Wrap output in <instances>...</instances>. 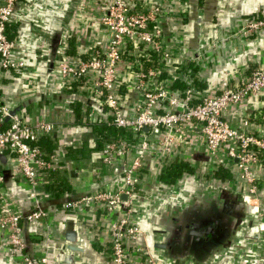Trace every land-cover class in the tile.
Masks as SVG:
<instances>
[{"label": "crops", "instance_id": "obj_1", "mask_svg": "<svg viewBox=\"0 0 264 264\" xmlns=\"http://www.w3.org/2000/svg\"><path fill=\"white\" fill-rule=\"evenodd\" d=\"M112 2L20 0L15 7L9 37L15 43L13 59L23 62L25 67L14 71L0 70V103L16 113L28 112L33 119L58 124L59 129L48 137V141L42 138L40 145L48 150L46 147L52 144L54 147L51 149L61 153L57 171L64 175L69 189L61 197L45 196L41 199L47 213L44 220L22 225L26 245L22 255L11 251L10 232L0 227V264H25L23 256L30 257L36 263L43 256H48V264H112L110 231L101 206L93 204L72 211L63 208L67 201L80 199L97 189L114 191L124 185L121 163L102 169L93 165L100 154L98 149L89 151V157L85 160L80 156L67 158L65 154L68 147L97 148L91 125L104 115L109 119L110 113L103 109L97 97L99 88L95 86V75L87 83H71L70 88L73 89H68L59 71L62 62L76 64L89 59L91 52L97 48L105 50L109 46L111 33L101 24V19L106 13L107 4ZM2 3L3 0H0ZM135 8L140 12L157 10L158 23L163 30L162 43L171 56L168 61H159L157 67L161 71L163 86L174 96L179 95L175 87L183 66L198 69L201 90L213 70L246 53H252V56L240 62L227 86L248 74L251 68L264 66V41L254 49L249 47L255 40L264 39V31L248 38L242 34L236 35L241 20L263 18L264 0H135ZM119 75L126 83L122 99L126 111L132 116L143 97L135 89L130 61L120 65ZM263 107L264 94L231 108L225 118L233 126L241 128L245 119L254 116L257 119H251V129L261 132L264 130V122L260 120ZM172 158L173 163L178 160L187 162L193 173L183 175L173 185H165L161 182V175L167 164L162 163V155L156 150L147 155L140 185L145 195L138 200L134 216L135 223L144 231L142 247L146 249L149 246L150 253L157 257L159 248L154 243L156 235H159L173 264H264L262 256L257 257L251 244H247L249 240L239 232L232 235L231 242H224L227 235L232 234L231 228L227 235H222L224 231L221 230L215 232L216 238L210 236L213 245H183L179 241L174 226L177 223L169 222L171 213L164 211L184 199L188 189L200 188L216 196L223 189L243 193L247 186L232 164L226 167L232 171L228 179L210 177L204 150L198 140ZM18 167L16 157L11 152H0V171L7 174L5 187L8 196L15 208L28 214L34 207L32 188L18 177ZM256 173L264 189V172L258 169ZM188 178L193 180L189 179L187 183L185 179ZM225 183L235 189L225 186ZM153 209L157 214L161 210L164 213L153 219ZM158 222L160 228L167 229L168 233L167 230L156 233L155 238L151 228ZM68 259L73 262H67Z\"/></svg>", "mask_w": 264, "mask_h": 264}, {"label": "built area", "instance_id": "obj_2", "mask_svg": "<svg viewBox=\"0 0 264 264\" xmlns=\"http://www.w3.org/2000/svg\"><path fill=\"white\" fill-rule=\"evenodd\" d=\"M19 1L3 0L0 4L2 71L25 67L23 62L13 59L15 43L8 35V27L13 24ZM101 24L111 33L109 46L105 50L97 48L91 52L89 59L76 64L62 62L59 71L68 89H73L70 88L71 83H87L95 75V86L99 88L97 97L101 106H106L112 115L111 124L130 134L136 141L137 149L125 143H107L99 156L108 167L121 163L123 187L114 191L97 189L80 199L67 201L63 208L72 211L93 204L101 206L110 231L112 264H164L142 247V231L134 220L139 196L145 195L139 192L147 155L156 150L162 155V163L168 165L173 163L175 154L185 151L198 140L204 150L210 177L231 164L239 171L247 186L243 194L256 208V215L262 219L260 230L264 231V202L260 197L264 189L256 173L258 169L264 172V130H252L250 118L244 120L241 128L233 126L225 118L231 108L264 94V66H257L234 84L208 98H202V90L192 83L190 76L184 75L181 76L182 81L189 87L183 95L174 96L163 86L160 69L154 66L146 68L141 63V58L149 52L154 54L150 62L157 65L161 60L171 59L162 43L163 30L158 23L157 10L140 12L135 8V0H113L107 4ZM261 31H264V16L257 20H241L236 35L248 38ZM140 49L144 52L139 53ZM129 61L135 89L143 97L132 116L126 111L122 99L126 83L119 75L120 65ZM13 111L0 103V152H11L16 157L18 177L32 188L34 207L28 214L14 207L0 171V227L10 232L11 251L21 254L26 250L22 225L40 222L47 215L41 202L44 195L40 196L37 192L40 177L46 172L57 171L61 153L55 149L45 150L40 145L42 138L51 137L59 129L58 124L33 119L28 112ZM23 257L25 264H48V256H43L37 263L28 256Z\"/></svg>", "mask_w": 264, "mask_h": 264}, {"label": "flooded vegetation", "instance_id": "obj_3", "mask_svg": "<svg viewBox=\"0 0 264 264\" xmlns=\"http://www.w3.org/2000/svg\"><path fill=\"white\" fill-rule=\"evenodd\" d=\"M180 201L178 204L171 205L164 212L170 211L169 213L171 214L168 216L169 222L170 220L173 222L176 221L177 225L174 226H176V232L179 234V241L183 245H191L194 243L213 245L211 238H216V231L222 230L224 231L222 235H227L228 230L231 228L232 234L230 236L227 235L226 241H224L226 244L232 241V235L239 232L246 240H249L257 257L262 256V259H264V231H261L259 226L262 219L258 220L256 214H250L249 218L243 216L234 211V208L231 209L230 205L233 203L231 204L227 199L222 198L221 194L213 196L210 192H205L204 189L200 188L193 187L192 189H188L185 198ZM226 205L230 207V211L228 208L226 209ZM164 212L161 210L158 213L162 214ZM156 214L153 209L151 218L154 219L159 216V214ZM237 214H239L240 218ZM140 229L142 231L141 241H144V231L142 227ZM151 229L154 237L156 233L167 230L161 229L159 222L156 225L153 224ZM156 236L158 239L155 237L156 241L154 245L156 244L157 248H159L156 256L164 264H173L170 262L168 251L166 252V246L161 244L163 239L159 235ZM210 236L213 237L210 238ZM149 249L148 246L146 251L150 253ZM259 259L261 260V258Z\"/></svg>", "mask_w": 264, "mask_h": 264}, {"label": "trees", "instance_id": "obj_4", "mask_svg": "<svg viewBox=\"0 0 264 264\" xmlns=\"http://www.w3.org/2000/svg\"><path fill=\"white\" fill-rule=\"evenodd\" d=\"M11 28H12V24L8 27L9 36H10ZM148 54L150 55L149 57L147 56ZM148 54L144 55L141 58V63H143L146 66V68L149 66L157 67V63L155 64V62H150L149 60L150 58L154 59L153 57L154 54L150 52ZM254 68H256V66L251 68L249 71H252ZM181 70L179 71L178 78H177V85L175 87V90L179 93V95H183L184 90L189 87L188 83H186L185 81H182L181 76H184V75L190 76L192 83L196 85L197 88L201 89L202 84H201V81L198 80V77H197L198 69H193L191 66L190 67L183 66ZM103 109L108 111L106 106H104ZM261 114L262 115L260 117V120L264 122V107L261 110ZM105 116L106 115H104L97 121L93 122L91 125L94 130L93 142L95 143L97 148L92 147L91 149H89L87 146L86 147L83 146L81 148L74 149V148L68 147L66 149L67 151H65V154L67 153L66 154L67 158L68 156L71 159L74 158L75 156H80L81 159L85 160L89 157L88 156L90 154L89 151L92 152V150H97V149L101 151L107 143H111V142L125 143L132 149H137L135 146L136 141L130 134L122 131L121 129H118L113 124H111L113 120L112 115L110 114L109 119L108 117H105ZM250 119L256 120L257 118H254V116H252V118ZM45 139L48 141L47 137ZM53 147L54 146L51 144L50 146H47L46 148L48 149V151H52L51 148ZM93 165L101 169L108 167L103 164L100 156H98V158L94 160ZM188 173L189 174L193 173V169L191 168V166L188 165L187 162L181 161V162L171 163L165 166L163 173L161 175V182L165 185H173L179 179H181L183 175L188 174ZM231 173L232 171L230 169L224 167L218 172H216L214 177L215 178L217 177L219 179H228L231 176ZM3 175H4L5 180H7L4 173ZM66 189H69V185L66 181V178L61 173V171H53V172L49 171L40 177V184L37 187V192L40 196L44 195V197L53 196L55 198H58L62 196V194L64 193V191H66ZM139 194H141V191L139 192Z\"/></svg>", "mask_w": 264, "mask_h": 264}, {"label": "water", "instance_id": "obj_5", "mask_svg": "<svg viewBox=\"0 0 264 264\" xmlns=\"http://www.w3.org/2000/svg\"><path fill=\"white\" fill-rule=\"evenodd\" d=\"M263 41L264 39L262 41L255 40L253 43L249 44V47H252V49H254L255 46L261 44ZM138 52L143 53L144 50L140 49L138 50ZM247 56H252V53H246L245 56H239L235 58V60L231 61V63L225 62L221 68L213 70V73H211V75L205 79L204 88L202 89V98L211 97L222 91L234 77L233 75L235 71L238 70L237 67L239 66L240 62L247 60ZM13 113H15V110L13 111ZM144 130L147 131L148 128H145ZM3 173L5 174V172ZM219 192L222 198L227 199L231 201V203H233L232 205H230L231 209L234 208V211L238 212L239 214H242L243 216H246L248 218L250 214H256V208L249 203V199L246 194L238 191H229L227 189L220 190ZM230 207L227 206L226 209L228 208L230 211ZM239 214H237V216L240 218ZM67 262H73V260L68 259Z\"/></svg>", "mask_w": 264, "mask_h": 264}, {"label": "rangeland", "instance_id": "obj_6", "mask_svg": "<svg viewBox=\"0 0 264 264\" xmlns=\"http://www.w3.org/2000/svg\"><path fill=\"white\" fill-rule=\"evenodd\" d=\"M196 176V175H195ZM198 177V176H197ZM189 179L190 178H188L187 180L185 179V181L188 183L189 182ZM199 179V178H198ZM190 180H193V179H190ZM225 186H228V187H230L231 189H235V187L234 186H230L229 185V183H225L224 184ZM140 198H143L144 196H139ZM260 197L262 198V201L264 202V200H263V198H264V192H262L261 194H260ZM140 200V199H139ZM261 219V217H258V220H260ZM247 244L248 245H250L251 243H249V242H247ZM254 246V245H253Z\"/></svg>", "mask_w": 264, "mask_h": 264}]
</instances>
